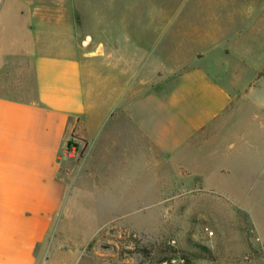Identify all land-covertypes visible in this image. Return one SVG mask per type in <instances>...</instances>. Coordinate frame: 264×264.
I'll use <instances>...</instances> for the list:
<instances>
[{"label": "crops", "instance_id": "obj_1", "mask_svg": "<svg viewBox=\"0 0 264 264\" xmlns=\"http://www.w3.org/2000/svg\"><path fill=\"white\" fill-rule=\"evenodd\" d=\"M39 3L0 0V264H58L67 224L113 222L95 214L80 223L81 207L145 206L152 191L159 206L166 176L189 180L218 216L248 209L264 247L256 23L250 48L239 26L236 38L223 34L218 57L209 40L179 53L161 49L164 29L151 27L146 42V30L124 25L115 38L106 27L98 53L76 41L65 9ZM239 46L249 50L232 55ZM74 134L87 146L79 164L67 150Z\"/></svg>", "mask_w": 264, "mask_h": 264}, {"label": "rangeland", "instance_id": "obj_2", "mask_svg": "<svg viewBox=\"0 0 264 264\" xmlns=\"http://www.w3.org/2000/svg\"><path fill=\"white\" fill-rule=\"evenodd\" d=\"M39 1L50 9H65L76 41L98 53L104 51L95 47L106 41V27L115 38L122 36V25L131 34L135 28L146 30L142 33L146 42L153 39L152 29L162 28L163 38H157L161 49L172 45L179 53H191L195 41L209 40L204 46L212 45L210 55L218 57L224 50L223 34L236 38L239 26L238 30H246L250 48V25L256 23L261 30L258 44L264 46V0H35V4ZM247 50L234 47L231 54ZM86 147L70 152L68 144L67 150L79 164ZM163 181L159 206L152 205L154 195H159L152 191L145 206L81 207L76 216L80 223L95 214L100 223L113 222L97 230L85 223L67 224L65 255L58 264H264L263 243L255 244L253 214L248 209H222L223 215L218 216V209L204 206L198 197L201 192L189 191L186 178L175 182L166 176ZM199 182L195 179L193 184L199 186Z\"/></svg>", "mask_w": 264, "mask_h": 264}, {"label": "built area", "instance_id": "obj_3", "mask_svg": "<svg viewBox=\"0 0 264 264\" xmlns=\"http://www.w3.org/2000/svg\"><path fill=\"white\" fill-rule=\"evenodd\" d=\"M70 152H75L77 149H80L81 147H83L85 144L84 142L77 138L72 136V138L70 139Z\"/></svg>", "mask_w": 264, "mask_h": 264}, {"label": "trees", "instance_id": "obj_4", "mask_svg": "<svg viewBox=\"0 0 264 264\" xmlns=\"http://www.w3.org/2000/svg\"><path fill=\"white\" fill-rule=\"evenodd\" d=\"M69 144H71V142Z\"/></svg>", "mask_w": 264, "mask_h": 264}]
</instances>
